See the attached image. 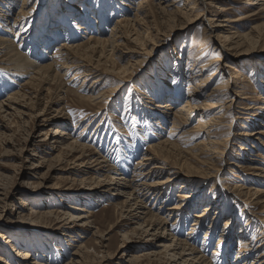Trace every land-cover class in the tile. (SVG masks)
Returning <instances> with one entry per match:
<instances>
[{"label":"rangeland","instance_id":"rangeland-1","mask_svg":"<svg viewBox=\"0 0 264 264\" xmlns=\"http://www.w3.org/2000/svg\"><path fill=\"white\" fill-rule=\"evenodd\" d=\"M99 1L0 0V37L11 39L17 49L36 60H39L41 48L46 47L48 54H53L63 42L86 41L91 34L102 36L99 32L101 29L105 30L103 36H109L117 20L134 18L136 13L140 16L135 26H129L132 31L130 35L126 33L131 38L125 35L126 40L119 39L111 57L100 67L101 70L109 69V73L105 74V80L96 93L101 94L96 101L80 98L90 94L87 88H81L84 78L74 79L76 72L72 69L69 72L62 70V77L48 83H38L35 90L32 84L27 85V92L33 99L27 100V106L22 107L25 108L23 114L13 109L14 114L9 116H3L5 113L0 112V264H23V256L17 255L20 248L33 255V264H182V261H171L166 256L164 245L172 242L173 230L169 231L168 228L166 232L160 228L158 234L161 236L153 238L150 235L153 229L140 225L143 219H132L128 212L117 209L116 204L125 200V196L113 195L115 188L108 193L101 192L100 185L107 178L105 173L79 174L75 172L79 166L72 163L74 158L70 149H64L62 155H58V150L51 148V134L55 133L57 126L71 133L74 138L81 132L79 141L96 150V154L106 155L121 172L130 170L150 144L165 138L175 141L173 150L161 158L165 157L169 165L184 164V170L197 171L203 175L189 191L199 192L202 197L191 203L183 214V223L176 225L175 234L187 238L195 219L193 215L204 211L203 207L219 196L221 201L211 204L214 209L205 222L195 233L190 234L191 242L195 240L199 251L202 250L201 253L208 258L213 257V251L217 248L219 253L216 263L227 261L233 264L240 252L238 233L250 221L246 239L252 244V250L246 251L242 258L245 264H250L263 252L253 251L261 242L258 238L261 227L258 222L251 221H255V216L246 210L243 197L236 196L231 189L237 179L251 177L253 171L258 172L264 166V149H251L253 144L259 146V134L246 137L242 142L230 139L229 152L227 156L224 154L223 162L220 159L225 147L222 142L224 137L231 132L264 129V119L256 118L260 124L251 121L252 118L246 122L243 118L237 119L222 111L217 115L221 116L218 121L223 125H220L217 136L212 137L216 141L213 142L208 140L207 133L195 127L203 110L198 113L192 110L190 122L185 128L187 130L179 132L172 127L174 115L166 116L160 105L170 102L173 106L175 103L177 107L181 106L192 83L190 81L196 82L197 89H203L198 87L202 83L200 81L205 80L204 83H207L219 62L214 64V60L222 57L221 63L239 69L233 71L232 68L229 71L227 67L222 86H227L229 78L237 80L235 76L238 75L243 91L249 97L245 101L259 107L254 109L258 113L263 112L264 9L257 15L251 14L248 0H220L224 7H232L228 12L210 7L208 18L216 19L221 13L230 18L245 16L229 24L232 31L248 33L249 39L243 42L242 47L228 50L221 48L219 42L216 43L217 33L209 31L211 28L207 25L210 23L196 18L198 8L203 7L202 0H198L200 6L196 8L197 11L186 12L187 8L182 4L185 0H182L178 2L179 9L173 7L170 11L175 12L170 14H163L155 5L156 0H149L142 10L140 0H104L103 4ZM22 9H26V15L20 14ZM16 19L23 22L14 26ZM50 37H53L52 40H49ZM49 41L52 43L50 46ZM244 50L247 51L242 52ZM99 55L100 52H96L89 59L96 61ZM79 57L73 53L63 55L62 59L60 55L56 56L62 62L71 60L68 67L73 65L74 68ZM113 67L120 73L113 71ZM81 69L84 68L78 70ZM239 73L243 75L239 76ZM22 76L18 78L13 69L9 70L6 62H0V99L4 100L12 91L19 90L30 77ZM90 78L88 84L92 82L93 78ZM217 85L218 79L208 85L204 95L195 99L193 104L199 105ZM60 108H64V114L58 115ZM217 111L220 108L207 115L212 116ZM237 115L244 116L241 113ZM45 117H51L52 121H43ZM236 119L244 122L248 128L239 129V123L235 124ZM83 128L86 129L83 131ZM215 147H218L217 152ZM241 147H245L244 150ZM212 153L216 157L212 158ZM92 156L86 160L90 161ZM243 162L258 169L243 168L244 171H241L237 164ZM181 183L180 180L166 189L168 197L163 201L162 210L160 208L161 215L165 214L163 211L166 207L179 200ZM250 184L264 188V184L254 181L247 183ZM161 205L162 202L158 203L155 210L159 211ZM260 209L255 208V211ZM80 213L86 215L82 221L78 218ZM228 218L231 220V235L219 243L222 227ZM72 221L77 224L70 228L68 225L74 226ZM163 234L166 240H163ZM83 244L84 247L79 249ZM155 250L161 252L156 257L150 255ZM76 251L78 256L74 254Z\"/></svg>","mask_w":264,"mask_h":264},{"label":"bare ground","instance_id":"bare-ground-1","mask_svg":"<svg viewBox=\"0 0 264 264\" xmlns=\"http://www.w3.org/2000/svg\"><path fill=\"white\" fill-rule=\"evenodd\" d=\"M181 1L182 0H156L155 5L162 11L163 14H166V13L170 14V13H173L174 11V10L170 11V9H172L173 7L177 6L176 9H179L178 2H181ZM208 1L209 2H207V0H202V5H203L202 9L198 8V6H200L198 0H185L182 4L185 9L187 8L186 12L187 11L194 12L196 8H198V11L196 10L197 11L196 18L198 20H202L203 22H206L207 20L210 23L207 25L209 26V28H211L209 31L211 33H214V32L217 33L216 43L218 44L219 42V45L221 48H227L228 50H232L234 48L242 47L243 42L249 39V34L248 33L242 34L239 31H234V30L232 31V27L229 23L234 20L245 18V16L238 17V18H230L226 16L224 13H221L219 17H217L216 19L208 18L209 12H211L210 7H215L220 12H228L232 8V7H224V5L220 3L221 2L220 0H208ZM233 1H237V0H233ZM104 2H105L104 0L99 1L100 4H103ZM148 2L149 0L139 1V6L141 10L147 6V4L145 3H148ZM247 3L251 5L250 11L252 12L251 14L253 15L255 14L257 15V13L261 12L262 9H264V0H248ZM189 4H192V5H190V7L188 8ZM100 8H102V6H100ZM26 13H27L26 9L25 11L22 9V11L20 12L21 15H26ZM139 18L140 16L136 13L134 18L125 17V18L117 20L116 23L113 24L114 26L111 27L112 28L111 33H110L111 35L109 36H103L104 35L103 33L105 32V30L101 29V31L99 30L98 31L102 34V36L99 35V37H95L91 34V36H89L86 41L84 40L82 42L80 41L77 43L63 42L57 46V51L53 54H48V50L46 47L41 48L40 53H38L40 55L39 60L38 59L36 60L32 58L30 55H27L24 52H22L20 49H17V47L12 44L14 42H12L11 39L1 36L0 37V62L2 63L6 62L8 64L9 70L13 69L15 72V75H17L18 78L23 77L22 74L27 75V76L29 75L30 77L26 79V81L22 84V87L19 90L12 91L10 95L4 100L0 99V110H1L0 112L5 113V115L3 116H9L11 114H14V112H12V109H13V111L19 112V113L22 112L21 114H23L24 112L23 109L25 108H22V107L27 106V103H28L27 100L33 99L32 97L29 96L27 92V85L32 84L35 90L37 89L36 85H38V83H48L50 80L55 81L56 79H59L60 77H62L61 75L62 70H67V72H69L72 69L73 72H76L73 75L74 79L79 78L80 80L81 78H84L81 88H85V89L87 88L90 94L82 95V97L80 98L81 99L86 98L90 100L91 102L96 101L98 98L101 97V94H99L100 92L97 95L96 93L98 92V89L101 86L102 82L105 80V74L109 73V69L101 70L100 67L105 65L108 58L111 57L110 55L113 54V52L118 46L117 42L119 41V39L124 38L126 33L130 35V32L132 31L129 29V26L130 27L135 26V22L138 23V21H140ZM21 21L22 20L20 19L19 20L16 19L14 26H19L18 24ZM188 21L191 22V20H188ZM100 23L101 22L98 21V25H100ZM80 27L84 28V26L82 25ZM217 28H220L221 30H218ZM28 29L27 30L30 31L31 29L30 25L28 26ZM21 32L22 30L20 31V33ZM20 33L16 35V37H18ZM129 35H126V36L130 37ZM52 38L53 37H50L49 40H52ZM124 39L126 40V38ZM127 41H131V40H127ZM131 42H133V40ZM50 44L52 43H50L49 41V46ZM245 51L247 50H244L242 52H245ZM96 52L97 53L100 52L99 58H97L96 61H92L91 58L89 59L90 55L93 56L94 54H96ZM67 53L78 54L80 56L79 62H76V64L74 63L76 66L75 68L73 65L68 67V65L71 64V60H66L62 62L56 58L57 55H60V59H62V56L66 55ZM221 59L219 58V59L214 60L213 62L214 64L216 61H219L220 63L218 62V64L215 66L214 71L210 75L211 77L210 78L208 77L209 80L207 79L208 80L207 83H204L205 80L200 81L202 83L199 84L198 87L200 88L204 87L203 89L201 90L197 89V86L195 84L196 82L190 81L192 83L190 85L189 90L187 91V95L184 96L186 99L183 101L181 106L177 107L175 102L174 103L176 106L175 105L173 106V104H171L170 102L160 105L164 108L163 113L166 116L174 115L172 127L174 128L175 131L180 132L181 130H184V131L187 130L185 128L186 126H188L190 122V119H191L190 116H192L193 114L192 110L197 111V113L203 110L200 112L199 123L195 127H196V130L198 129L199 131H203V133H207V135H209V137H207L208 140H211L213 142H216V141L214 139L212 140V137L217 136L216 133L219 132L220 125L222 124V122L218 121L219 119L218 117H221V116L217 114L221 113L222 111L228 112V115H231L232 117L235 116V118L237 119L243 118V120H245L246 122L249 121V119L251 118H252L251 121L254 120L253 122H258L256 121V118L264 119V111L263 112L261 111L260 113H258V111L254 109L259 108V107H255L254 105L245 101V99L249 97L245 95L246 92L243 91L244 87L242 85V82L238 80V75L235 76L237 80L232 79L233 77L229 78L227 82V86L226 87L222 86L224 82L223 75L226 71L228 72L227 67L229 68V71H232V68H233V71L234 70L238 71L239 69H236L235 67H230L231 65L229 64L225 65L224 63H221ZM79 68H84V69L78 70ZM112 69L113 71L117 72V69L115 67H113ZM64 73L65 75H67L66 71ZM117 73L119 74L120 71H118ZM218 74H221V76L219 77ZM240 75L242 76L243 73H239V76ZM262 75H264V73ZM90 77H92L93 79H92V82L88 84L87 81L91 79ZM117 78H121V77H117ZM217 79H218L217 87H214L208 94H206L204 96L205 99L202 102H200L199 105L193 104V101L195 99H198L199 97L204 95V90L207 88V86L213 83L214 80H217ZM261 82L263 84L262 87L264 88V77H262ZM10 85H13V84L10 83ZM50 91H51V88H49L48 92ZM103 108H105V106ZM219 108H220V111H217L218 113L212 116L209 115L210 117L207 115V114H212L213 112L216 111V109H219ZM239 108L241 110H239ZM236 113H241L244 116L237 115L236 117ZM60 114H64V108L58 109V115ZM237 119H236L235 124L239 123V126H238L239 129L248 128L244 122L243 123L238 122ZM43 121L50 122L52 121V119L51 117H45ZM85 129L86 128H83V131ZM258 134L259 136L257 137L261 140L259 141V146H255L253 144L251 145V149L252 147L254 149L258 147V151H262L261 149H264V129H259V130L257 129L255 131L250 130L248 132L244 131V132H237V133H233V132L229 133L227 137H224L222 139L223 145L225 143L224 145L225 147L222 151L223 155L220 159V162L221 161L223 162L224 154L227 156L229 152L227 150H228V142L230 139L236 140V141L240 140L242 142L244 138L246 137L248 138L250 136H253V135L255 136ZM51 135H52L51 143L53 144L51 148L55 151L58 150V155H62L64 149H67V150L70 149V153H72L71 156L72 158H74L72 159L73 162L72 161L71 162L79 166V168L75 167L76 168L75 172L79 174H84V175L91 174V173L94 175L96 174L100 175V174L105 173V176L107 178L106 179L104 178L103 182L100 185L101 192L108 193L110 189L115 188L116 191L113 192V195L117 194V195L125 196L126 197L125 200L118 202V204H116L117 209L121 210V212H125V211L128 212V214H130V217L132 219H143L144 221L140 223V225L141 226L145 225V226H148L149 229H153V232L150 234L153 236V238H158L159 236H161L160 233L158 234L159 232L158 229L160 228H164V231H166L168 228H169V231L170 229L173 230L174 233H172V238H171L172 242L169 245H164L165 250L167 251V252L165 251L166 256L171 261H176V262L182 261V264H218L216 263V255L217 253H219L218 249L216 248L213 251V257L211 258H208V256L206 257L203 253H201L202 250L200 252L199 248L194 244L195 240L191 242L192 240L190 238V234L195 233L196 230L199 229V227H201V225L205 222L210 212H212V210L214 209V205L212 206L211 204H216L221 201L219 196L214 197V201H212L209 205L203 207L204 211L197 212L193 215L195 216V219H194V222L192 223L193 226L191 228V231L188 232L187 238H180L175 234L176 225L178 223L179 224L183 223V220H182L183 214H185V212L190 207V205H192L191 203L194 200L196 199L198 200L199 198L202 197V195L199 192H192V191L189 192V191L192 190L190 189L192 186H195V184L199 182V179L203 178V175L199 174V172L197 171L184 170L183 168L185 166L184 164L175 163L173 165L172 164L169 165L168 163H166L164 159L165 157L161 158L165 154L168 155V152L172 148H174L173 145L175 146V141L165 138V139L160 140L159 142L150 144L147 150L141 155L139 159H137L134 165L132 164L133 166L130 168V170L128 169L125 172H121L120 169H116V167L110 163L111 160L106 155H98L100 154L99 152L98 154H96L97 153L96 150L93 151L89 145H87L84 142H80L79 137L82 136L81 132L77 138H74V137H71L72 135L71 133L66 132L65 129L60 128V126H57L55 128V133H52ZM257 137H255V140L256 139L258 140ZM218 143H220V141ZM89 148H91L90 152H89ZM241 148H243L244 150L245 147H241ZM217 149L218 147H215V152H217ZM92 154L93 156L90 158V161L86 160V158ZM236 154L239 155L238 152ZM99 157H103V158L100 159ZM211 157L214 158L216 156H214L212 153ZM237 166L239 167V169H241V171H244L243 168H247V170L258 169V167H254L250 164H247L246 162H243V164L239 163L237 164ZM112 172L113 174H109ZM192 173H195V174H192ZM251 174H253V176L244 177L245 179L239 176L241 179H237V182L233 184V188L231 189V192L234 193L236 196L243 197L244 206H246L245 207L246 210H248L251 214L255 216V221L251 220V218L249 219L253 222H258L259 226L261 227V231H259L260 234L258 233L259 234L258 238L259 240H261V242L257 246H255V249L253 251L263 250V252H261L258 255V257H261L262 259L261 258L258 259V257H256L252 260L250 264H264V188L263 186L256 188L254 186H251V184L247 185L249 181L257 182L260 185L264 184V166L262 167V169H260V171L258 172L253 171ZM86 178L88 177H85L84 179ZM180 180L182 181V183H181L180 193L178 194L179 200L175 202L174 204L166 207L165 210L163 211V213L165 214L161 215L162 211H160V208L162 210V208L164 207L163 201L166 199V196H167L166 189L168 187L171 188V186H173ZM161 202H162V205L159 207V211L155 210L157 208V204ZM258 207L261 209L259 211H255V208H258ZM83 210H86V209H83ZM78 215H79L78 218H80V221H82L83 218H86L85 214L83 215L80 213ZM72 222H74V226L72 224V225H68V227L70 228L75 227L77 222L75 221H72ZM248 223L251 226L250 221H248ZM248 223H247V226L244 225L245 227L241 229L240 232L238 233L239 235L238 242L240 243V252L238 256L236 257V259L234 260L233 264H245L242 261V258L245 257L246 251L250 252V250H252L251 249L252 244L249 243L248 240L246 239L248 238L247 237L248 230L250 229V226H248L249 225ZM230 224H231V220L229 218L226 219L225 226L222 227L223 233H222V236L220 237L219 243L224 242L226 240L224 238H228L229 234L231 235V232L229 230L231 226ZM148 228L146 230L147 232L149 230ZM166 232H164V234H166ZM164 234L162 235L163 238H165L163 240H166L167 237ZM125 235H128V234H125ZM83 247H84V244L81 245L79 249H82ZM160 253H161L160 251L155 250L150 255H154V257H156ZM74 254L77 256L79 255L77 251ZM17 255L23 256V257L21 256L22 259L25 260L23 264H33V261H31L33 255L28 250L26 249L22 250V248H20L19 250H17ZM76 262L79 263V261H76ZM222 264H229V263L226 261Z\"/></svg>","mask_w":264,"mask_h":264}]
</instances>
